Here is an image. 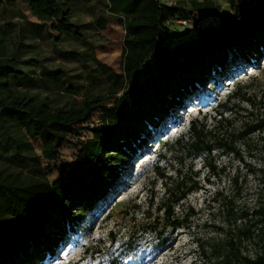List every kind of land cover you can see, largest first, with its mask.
<instances>
[{
  "label": "trees",
  "instance_id": "16d2710c",
  "mask_svg": "<svg viewBox=\"0 0 264 264\" xmlns=\"http://www.w3.org/2000/svg\"><path fill=\"white\" fill-rule=\"evenodd\" d=\"M108 2V12L123 19L121 73L101 63L95 53L98 47L82 26L72 25L71 36L86 45L79 53L81 59L90 66L95 82L103 86L98 92L87 91L81 103H59L37 92L17 89L12 79L25 77L23 65L39 67L42 78L61 80L73 95H81L85 85L77 71L50 69L36 59L21 61L10 53L7 35L0 26V161L11 159L22 167L32 164L40 168L32 143L38 140L43 159L56 162L67 137L101 111L98 122L87 128L92 137L78 141L74 162L56 181L24 180L0 172V264H41L77 221L107 200L121 178L122 167L149 138L150 128L160 126L197 87L211 80L215 83L217 75L224 77L232 60H257L264 55V0H229V15L220 13L221 8L210 0L181 1L174 6L159 0ZM186 4L194 11L217 14L216 24L200 27L192 38L184 35L178 43H165L167 23L178 20V6ZM105 21L97 19L99 29H104ZM143 66V77L136 81ZM256 104V95L238 88L218 105L216 115L193 120L172 148L193 159L203 156L205 166L214 171L210 162L214 151L237 153L227 137L235 133L231 128L238 115L243 120L237 133L240 138L264 134V117L254 119ZM209 119L213 124L209 125ZM166 158V154L161 155L154 171L171 180L160 172ZM198 178V173H187L165 183L158 210L164 211V219L173 229L186 227L175 219V206L201 189ZM241 218L245 224L235 234L213 245V264H264V201H259L252 215L245 213ZM248 241L259 246L254 256L244 254L243 243Z\"/></svg>",
  "mask_w": 264,
  "mask_h": 264
},
{
  "label": "rangeland",
  "instance_id": "374dc122",
  "mask_svg": "<svg viewBox=\"0 0 264 264\" xmlns=\"http://www.w3.org/2000/svg\"><path fill=\"white\" fill-rule=\"evenodd\" d=\"M159 1L174 6L190 0ZM210 1L221 8L220 13L231 14L229 0ZM0 3V26L7 35L11 54L21 61L36 59L50 69L77 71L83 75L85 85L81 95H73L61 80L42 78L39 67L23 65L25 77L12 79L17 89L37 92L59 103L67 100L81 103L87 91L103 89L79 55L86 45L71 36L74 24L82 26L89 40L98 47L97 59L121 73L123 19L108 12V0H0ZM177 17L178 20L167 23L165 43H178L184 35L187 39L194 37L200 27L216 24L217 14L194 11L186 4L178 6ZM98 18L106 20L104 29L98 28ZM184 19L189 22L187 26L179 23ZM144 71L143 66L136 81L142 79ZM215 81L197 87L195 94L160 126L150 128L149 138L128 165L122 167L121 178L107 200L77 221L76 227L41 264H213V245L235 234L245 224L241 217L245 213L252 215L259 201H264V134L257 132L240 138L237 133L243 120L238 115L231 128L235 133L228 137L226 134L237 153L214 151L210 158L214 171L205 166L203 156L186 157L172 147L193 120L205 114L216 115L218 105L238 88L257 96L254 119L264 117V55L257 60L249 57L232 60L225 76L217 75ZM100 114L101 111L97 112L89 123L76 127L60 148L56 162L43 159L42 144L36 140L32 143L40 168L32 164L22 167L14 160L5 159L0 161V172L24 180L56 181L74 162L78 141L92 137L87 128L98 122ZM208 123L213 124L212 119ZM169 149L175 150L169 153ZM165 154L167 158L161 161L160 172L171 180L154 171ZM187 173L199 174L201 189L175 206V219L179 218L186 227L173 229L165 221L164 211L159 212V204L164 198L165 183L171 184L177 176ZM259 250L255 242L243 243L245 255L254 256Z\"/></svg>",
  "mask_w": 264,
  "mask_h": 264
},
{
  "label": "built area",
  "instance_id": "2783aa9c",
  "mask_svg": "<svg viewBox=\"0 0 264 264\" xmlns=\"http://www.w3.org/2000/svg\"><path fill=\"white\" fill-rule=\"evenodd\" d=\"M179 23H180V24L182 23L183 26H187V24H188L189 22L187 21V19H184L183 21H179ZM74 160H75V159H74Z\"/></svg>",
  "mask_w": 264,
  "mask_h": 264
}]
</instances>
